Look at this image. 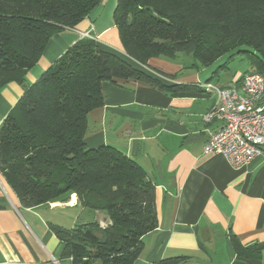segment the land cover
<instances>
[{
	"label": "trees",
	"instance_id": "16d2710c",
	"mask_svg": "<svg viewBox=\"0 0 264 264\" xmlns=\"http://www.w3.org/2000/svg\"><path fill=\"white\" fill-rule=\"evenodd\" d=\"M102 0H0V88L23 83L50 37L73 28ZM112 20L125 56L83 38L29 86L0 123V174L20 204L33 208L75 194L82 208L107 221L51 226L71 264H134L142 237L156 229L154 185L144 169L111 145L88 148V113L103 105L102 84L140 80L180 92L134 62L191 55L195 69L241 54L245 73L264 76V0H116ZM219 68H225V65ZM244 73V74H245ZM239 255L246 248L233 238ZM186 257L156 264H181Z\"/></svg>",
	"mask_w": 264,
	"mask_h": 264
},
{
	"label": "crops",
	"instance_id": "0c3cea01",
	"mask_svg": "<svg viewBox=\"0 0 264 264\" xmlns=\"http://www.w3.org/2000/svg\"><path fill=\"white\" fill-rule=\"evenodd\" d=\"M115 4L102 0L76 26L54 33L37 63L23 71V83L12 80L0 88V123L25 87L84 38L81 33L125 56L112 20ZM134 64L163 83L194 87L168 92L140 80L105 81L103 105L87 115L86 146L120 149L154 185L157 227L142 237L143 249L134 264L176 256L186 257L181 264H264V155L235 167L219 154L204 152L208 136L222 124L202 118L215 97L201 84L213 83L212 77L202 72L177 76L179 66L167 71V63L158 57L148 65L174 77ZM234 75L229 83L217 85L231 86L239 76ZM105 220L103 213L82 208L75 194L24 207L0 174V264H71L51 226ZM233 238L246 248L245 255L236 252Z\"/></svg>",
	"mask_w": 264,
	"mask_h": 264
},
{
	"label": "built area",
	"instance_id": "2783aa9c",
	"mask_svg": "<svg viewBox=\"0 0 264 264\" xmlns=\"http://www.w3.org/2000/svg\"><path fill=\"white\" fill-rule=\"evenodd\" d=\"M81 35L90 38L87 32ZM201 87L215 97L203 121L222 123L208 136L204 152L219 154L235 167L264 155V76L250 72L239 75L231 86L204 82Z\"/></svg>",
	"mask_w": 264,
	"mask_h": 264
},
{
	"label": "rangeland",
	"instance_id": "374dc122",
	"mask_svg": "<svg viewBox=\"0 0 264 264\" xmlns=\"http://www.w3.org/2000/svg\"><path fill=\"white\" fill-rule=\"evenodd\" d=\"M158 58L164 60L167 63L166 65V68H168L167 71L169 70V68H174L176 66H179L180 70L178 71L177 76H179L180 73L202 72V73H206L208 77L210 78L212 77L210 80L214 84L229 83L230 78L234 74L242 75L249 69L248 62L246 61V59H244V57L241 54H235L231 59H228L227 55L224 54L220 56L216 61H214L210 66L199 69H195L194 67L191 66V64L194 62V59L192 58L191 55L185 53H178L177 56L173 59L166 58L163 56H160ZM154 63L155 62L152 63L153 64L152 66H155ZM222 65H225V68H219ZM166 68L162 70L166 71ZM105 223L106 220L99 224L103 226L105 225Z\"/></svg>",
	"mask_w": 264,
	"mask_h": 264
}]
</instances>
